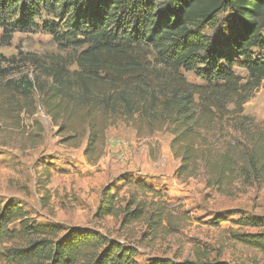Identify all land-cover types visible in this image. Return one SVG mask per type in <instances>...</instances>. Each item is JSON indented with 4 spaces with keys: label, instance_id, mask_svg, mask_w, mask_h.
I'll return each mask as SVG.
<instances>
[{
    "label": "trees",
    "instance_id": "trees-1",
    "mask_svg": "<svg viewBox=\"0 0 264 264\" xmlns=\"http://www.w3.org/2000/svg\"><path fill=\"white\" fill-rule=\"evenodd\" d=\"M41 16L42 30L60 50H78L73 63L61 58L40 67L48 84L43 107L51 122L59 123L65 143L86 142L89 164L102 156L107 130L122 123L139 138L156 132L172 136L170 149L180 160L177 180L202 172L207 188L225 196L237 182H264V128L249 137L252 120L243 114L264 81V0H0L6 40L36 28ZM2 60L0 121L12 119L14 111L7 108L5 82L12 66L4 67ZM33 88L21 79L17 90L27 98ZM28 109L18 111L30 118ZM218 123L248 138L250 151L242 148L243 140L215 151L209 135ZM27 140L36 144L32 135ZM41 170L37 184L45 190L51 172L46 165ZM128 178L115 177L102 188L94 217H112L122 228L146 220L148 236L155 235L165 222L164 197ZM123 186L133 190L128 197L121 196ZM236 224L263 228L261 221L245 217ZM233 238L264 255V231ZM136 255L133 245L94 228L40 223L13 200H0L4 264H210L164 257L140 263Z\"/></svg>",
    "mask_w": 264,
    "mask_h": 264
},
{
    "label": "rangeland",
    "instance_id": "rangeland-1",
    "mask_svg": "<svg viewBox=\"0 0 264 264\" xmlns=\"http://www.w3.org/2000/svg\"><path fill=\"white\" fill-rule=\"evenodd\" d=\"M43 20L45 16L37 18L36 28L12 33L8 40L0 29L1 63L12 66L5 79L7 108L14 109L12 119L0 121V200H13L40 223L94 228L111 240L127 242L137 249L140 263L164 257L176 263L264 264V255L233 238L237 233L264 231V182H237L227 190L231 196H225L216 188H207L202 172L186 181L177 180L174 174L180 160L172 154V136L167 132L139 138L132 128L117 123L107 130L102 156L95 165L84 156L85 141L64 142L66 135L58 134L59 123L53 124L43 107L42 90L48 84L40 67L61 58L73 63L78 50H60L42 30ZM234 71L246 79L243 69L235 67ZM21 79L34 85L27 98L17 90ZM27 105L33 112L30 118L18 111ZM243 114L252 120L249 137L264 128V81L244 105ZM227 125L218 123L209 135L213 149L222 152L243 140L242 148L250 151L248 138ZM31 135L35 145L27 140ZM144 156L150 167L142 166ZM112 160L119 165L116 177L140 180L163 195L165 222L157 234L148 236L146 220L122 228L112 217H94L104 175L115 178ZM44 165L51 172L45 190L37 184ZM132 191L123 186L121 196L128 197ZM138 198L150 201L151 196L138 194ZM243 217L261 221L263 228L236 224Z\"/></svg>",
    "mask_w": 264,
    "mask_h": 264
},
{
    "label": "crops",
    "instance_id": "crops-1",
    "mask_svg": "<svg viewBox=\"0 0 264 264\" xmlns=\"http://www.w3.org/2000/svg\"><path fill=\"white\" fill-rule=\"evenodd\" d=\"M113 156V155H112ZM115 160H112L111 161V166H110V168H111V172H113L112 174L115 176V174H116V172H117V170H118V167H119V165L118 164H114L113 162H114ZM143 162H142V166H145V167H150L151 166V164H149V161H148V159H147V157L146 156H144L143 157V160H142ZM113 163V164H112ZM98 164H100V161H99V163ZM116 177V176H115ZM111 179L112 178H110V176L108 175V173L107 174H105L104 175V177H103V181H104V184H103V187H105L110 181H111Z\"/></svg>",
    "mask_w": 264,
    "mask_h": 264
}]
</instances>
